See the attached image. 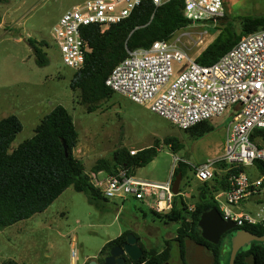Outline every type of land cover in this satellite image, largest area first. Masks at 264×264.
<instances>
[{"label":"rangeland","instance_id":"obj_1","mask_svg":"<svg viewBox=\"0 0 264 264\" xmlns=\"http://www.w3.org/2000/svg\"><path fill=\"white\" fill-rule=\"evenodd\" d=\"M83 1L7 0L0 4V120L14 115L22 125L10 150L31 138L41 119L60 105L71 115L78 135L74 156L84 164L93 181L109 174H93L91 167L99 159L111 160V153L120 148L130 153L157 144L156 157L134 173L136 178L155 184L168 180L173 156L198 163L219 154L231 121L229 112L210 122L212 131L195 138L189 131L180 130L152 113L148 105L134 103L119 93L98 102L94 111L86 110L79 91L70 88L74 71L63 64L51 36L52 27L61 15ZM222 1L228 17L225 21L231 22L236 32L240 31L241 17L264 16V0ZM218 25L217 22L215 27ZM215 27L209 26L208 33L202 36L199 33L202 27H186L175 35L185 34L180 47L194 59L217 35ZM34 49L45 53V66L36 64ZM178 67L173 64L171 81ZM169 138L178 141V150L165 144ZM256 142L264 149V141L256 139ZM223 176L217 169L208 184L214 185ZM199 185L187 169L186 176L181 178L179 195L189 209L198 199ZM261 200L264 204V197ZM101 205L102 209H96L88 203L85 194L67 188L45 211L0 229V263L13 260L18 264H90L92 261L100 264V259L106 256H99L102 247L126 230L134 232L145 249L157 253L171 241L170 264L178 262L174 261L177 250L173 239L179 224L155 211L153 199L143 203L112 199L102 201ZM252 207L244 203L231 211L258 220L264 217V205L256 208L257 212H252ZM223 260L224 257L222 263Z\"/></svg>","mask_w":264,"mask_h":264},{"label":"built area","instance_id":"obj_2","mask_svg":"<svg viewBox=\"0 0 264 264\" xmlns=\"http://www.w3.org/2000/svg\"><path fill=\"white\" fill-rule=\"evenodd\" d=\"M168 1L85 0L73 5L51 30L63 64L74 72L83 67L85 57L91 51L81 35L83 27L95 25L103 32L110 25L129 18L144 2H151L157 8ZM183 2V16L191 22L187 28H204L199 32L200 36L208 33L209 26L215 27L225 15L222 0ZM175 34L167 40L153 42L148 48L126 49V57L114 67L104 84L134 103L148 105L152 113L184 131L229 112L231 121L221 152L198 163L173 156L169 178L163 184L142 181L128 175L126 170L91 180L107 200L132 199L143 203L153 199L152 208L161 214L172 209L175 197L173 174L179 164H184L197 181L204 183L213 178L217 169L225 174L233 168L255 169L256 161L264 162V149L251 140L255 130H264V29L242 36L211 65L196 63L180 47L185 34ZM173 64L180 67L171 81ZM228 182V191L214 195L222 218L230 219L238 226L261 224L264 228L263 218L258 220L249 214L231 211L232 207L264 193V174L257 172L252 178L240 171L230 174Z\"/></svg>","mask_w":264,"mask_h":264},{"label":"trees","instance_id":"obj_3","mask_svg":"<svg viewBox=\"0 0 264 264\" xmlns=\"http://www.w3.org/2000/svg\"><path fill=\"white\" fill-rule=\"evenodd\" d=\"M6 1L0 0V4ZM183 5V0H169L155 8L151 2H144L133 10L129 18L110 25L103 32L95 25L82 28L81 35L88 42L91 51L86 55L83 67L74 72L70 88L79 91L80 102L86 106L88 112L94 111L98 102L110 98L114 93L105 86L104 82L114 67L126 57V49L148 48L153 42L167 40L176 31L191 24L183 16ZM226 19L228 17L224 15L219 20L220 26L214 28L217 35L194 58L196 63L211 65L242 36L264 29V16L241 17L239 32H236L235 26L225 21ZM34 55L37 65L47 64L46 55L41 50L34 49ZM21 130L22 125L14 115L0 120V229L45 211L69 187L85 194L90 205L102 209L101 202L107 199L93 186L84 164L74 156L78 135L72 117L64 107L55 106L41 119L31 138L10 150L11 143ZM212 130V124L204 121L186 131L195 138H200ZM256 139L264 141V130L253 132L251 140L256 142ZM256 143L262 147L258 142ZM165 144L172 150L180 148L175 138L166 139ZM157 152V144L138 150L132 155L127 149L120 148L111 153V160L99 159L91 167V173L105 172L112 175L119 170H126L128 175L134 176L136 169L148 165L156 157ZM254 167L259 174H264V162L256 161ZM247 169L233 168L212 186L208 182L201 183L198 186V199L190 209L185 206L181 195L174 197L172 209L165 214V217L170 222L179 224L173 241L178 244L181 253L186 237L196 241L202 240L197 226L199 217L212 208L218 209L214 195L230 189L229 175L240 171L246 172ZM178 173L184 178L187 167L179 164L173 178ZM238 227L257 236L264 235L261 224L244 223ZM128 233L134 234L143 253L136 261L127 259L126 264L168 262L171 257V241L166 242V247L161 253H157L154 249H145L139 237L130 230L123 231L115 239L108 241L100 250L99 256H107L112 247L122 246ZM233 233V231L226 233L220 245H210L217 254V264H228L229 241ZM247 258L251 259V264H264V242H252L240 249L234 264H246ZM102 261L103 259H100V264ZM0 264L18 263L8 260Z\"/></svg>","mask_w":264,"mask_h":264},{"label":"water","instance_id":"obj_4","mask_svg":"<svg viewBox=\"0 0 264 264\" xmlns=\"http://www.w3.org/2000/svg\"><path fill=\"white\" fill-rule=\"evenodd\" d=\"M65 154L67 155L66 150ZM180 182L181 174L178 173L174 177L172 184V193L175 196L180 194ZM197 226L200 229L201 237L213 245H217L220 238L226 233L231 231L234 232L229 241L230 251L228 264H234L235 257L240 249L245 248L252 242H264V235L257 236L245 229L239 228L236 222L230 219L224 220L216 208L203 212L199 217ZM184 246L185 253L187 255H192V258L197 259L198 261L207 260L206 262H208V264L212 263V258H206L202 248L200 246H196L194 241L186 240ZM142 253V249L138 246L137 238L134 234L128 233L122 246L112 247L109 250L108 255L103 258L102 264H126L127 259L130 261H136L141 257ZM90 264L97 263L92 261Z\"/></svg>","mask_w":264,"mask_h":264},{"label":"flooded vegetation","instance_id":"obj_5","mask_svg":"<svg viewBox=\"0 0 264 264\" xmlns=\"http://www.w3.org/2000/svg\"><path fill=\"white\" fill-rule=\"evenodd\" d=\"M199 231H200V229H199ZM199 234H200V237H201V232H199ZM226 235V234H225ZM225 235H223L221 238H220V240H219V243L217 244V245H214V246H218V245H220V243H221V241H222V239H224L223 237L225 236ZM202 238V237H201ZM186 240H192V241H194V244L196 245V246H200L201 248H202V251H203V253L206 255V258L208 257V258H212V263L211 264H217V254L216 253H214V250L215 249H213L210 245H212L213 246V244H211V243H209V242H207V241H205L203 238H202V240H200V241H196V240H193V239H190V238H185L184 239V243H185V241ZM201 241H203V242H201ZM175 246H176V250H177V254H176V256H175V259H174V261L175 262H177L176 264H208V262H206V261H198L197 259H194V258H192V255H187L186 253H185V246H183V253H181V251H180V248H179V246H178V244L176 243L175 244ZM205 258V257H204ZM170 260H171V257H170V259L168 260V262H166V263H164V264H170Z\"/></svg>","mask_w":264,"mask_h":264},{"label":"crops","instance_id":"obj_6","mask_svg":"<svg viewBox=\"0 0 264 264\" xmlns=\"http://www.w3.org/2000/svg\"><path fill=\"white\" fill-rule=\"evenodd\" d=\"M137 150H139V149H137ZM98 174L101 175V174H103V172H100ZM247 174L250 175L253 178V176H257V170H255L254 168H250L249 171L247 172ZM134 176H135V174H134ZM262 197H264V193L261 194V195H258V196H253V197L250 198L249 201L246 202L247 205H253L254 206V207H252V210H253L252 212H257L256 208H258L261 205H264L263 201L261 200ZM125 201L133 202L134 200L127 199V200H124L122 202H125ZM135 202H137V201H135ZM262 218L264 219V217H262ZM246 264H251V259L250 258L246 259Z\"/></svg>","mask_w":264,"mask_h":264},{"label":"bare ground","instance_id":"obj_7","mask_svg":"<svg viewBox=\"0 0 264 264\" xmlns=\"http://www.w3.org/2000/svg\"><path fill=\"white\" fill-rule=\"evenodd\" d=\"M207 33V32H206ZM206 33H204V34H206ZM199 182V181H198ZM201 183V182H200Z\"/></svg>","mask_w":264,"mask_h":264}]
</instances>
